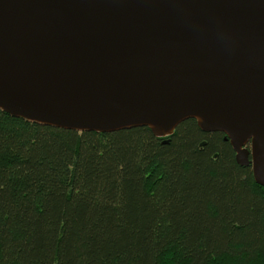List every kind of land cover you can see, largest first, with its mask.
Instances as JSON below:
<instances>
[{
  "label": "water",
  "instance_id": "1",
  "mask_svg": "<svg viewBox=\"0 0 264 264\" xmlns=\"http://www.w3.org/2000/svg\"><path fill=\"white\" fill-rule=\"evenodd\" d=\"M0 109L159 138L194 119L264 187V0H0Z\"/></svg>",
  "mask_w": 264,
  "mask_h": 264
},
{
  "label": "trees",
  "instance_id": "2",
  "mask_svg": "<svg viewBox=\"0 0 264 264\" xmlns=\"http://www.w3.org/2000/svg\"><path fill=\"white\" fill-rule=\"evenodd\" d=\"M0 264H264V187L194 119L159 138L0 109Z\"/></svg>",
  "mask_w": 264,
  "mask_h": 264
}]
</instances>
